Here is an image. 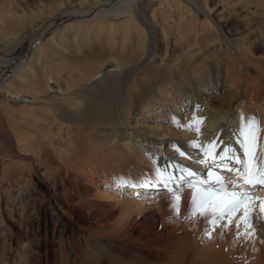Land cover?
Returning <instances> with one entry per match:
<instances>
[{"label": "rangeland", "instance_id": "rangeland-1", "mask_svg": "<svg viewBox=\"0 0 264 264\" xmlns=\"http://www.w3.org/2000/svg\"><path fill=\"white\" fill-rule=\"evenodd\" d=\"M57 1L0 0V12L6 15L8 12L18 16H24L29 12L34 13L32 18L25 16L26 19L23 17L22 21L20 18H12L8 26L4 24L8 19L0 18V28L2 29H0V34L1 31L3 34L9 31L7 35L10 36L5 43L0 40V65L6 64L24 46L31 43L56 18L58 15L56 10L70 7L74 3L72 0H63V2L65 1L64 5L62 4L55 10L54 4L51 2ZM176 1L179 2V5L174 9H172L174 0L166 1L171 3L167 11L169 10L172 20L167 22L168 27L163 33L158 31L161 30L162 11L165 7L163 10H156L153 13L155 19L151 20L150 7L147 2L140 1L130 5V10L138 23L134 22L133 25L139 26V28L141 26V28L139 35L136 32L130 34L129 38H140L139 44L143 45L144 54L140 60L137 59L132 64L124 66L125 68L121 67L120 71L107 64L103 73L100 72L96 78L87 82L85 78L79 77V75L82 76L81 70H74L76 75H73V67H68L62 71L60 80L57 79L54 82V88L48 91L49 93L41 94L39 99L31 98L30 94L24 92L22 97H18L0 90V165H8L9 168L14 169L20 164L34 160L33 152L30 151L32 155L24 152L17 141L20 129L27 131L25 128L26 118L32 117V114H28L25 109L38 114V103L52 104L54 110L60 111H56V113L60 117V121L65 123L63 125L69 132L66 133L67 136L65 132L60 134L59 144L63 151L57 150L55 153L54 149L49 146L45 150L50 151L52 156L54 155L56 161L65 167L68 175L79 178L82 187L93 190L88 192L87 197L104 200V189L111 182H120L124 178L149 180L155 175L156 170L143 169L140 168L141 164L139 163L129 164L123 158H115L113 150H111L113 145H110L113 140L105 143L104 139L94 134L95 132L92 133V127L89 125L90 119L79 117L77 113L71 111L72 109L67 106L68 100H63V98L80 95L85 101V98L94 97V95L107 98L113 93H120L118 96L120 97V117H116V104L109 106L113 110V121L120 118V126H123L121 122L124 125L125 122L133 124V115L137 112L139 104L146 99L142 91L148 90L149 86L153 84L157 85L156 81L162 76L166 66L169 67L171 59L178 56L181 51L184 53V49L185 51L189 50L187 54H191L189 63H198L200 57L203 58L209 53L222 55L229 50L235 58V63L242 66L241 70L245 76L256 79L259 83L258 86L264 82V62L262 61L264 59V0ZM52 5L53 7H50ZM12 29H14L13 32ZM84 32L85 29H83ZM69 33L68 38L72 35V32ZM163 34L164 43L160 41ZM252 40L253 42L261 41V45L250 42ZM58 42L59 39L52 42L53 50L50 48L51 54L48 55L55 62H60L62 55L65 54H70V57L75 55L82 57L89 52V47L93 44V42H89V46L84 45L82 51L73 54L74 46L69 41H64L59 45ZM236 42H238L236 46L242 57H239L238 53L234 51ZM137 55L138 51L134 53V56L137 57ZM211 63L207 66L210 72L215 68ZM145 73H147L146 76ZM240 75L243 74L240 73ZM142 77L147 82L139 80ZM172 77L177 78L178 75ZM64 78H69V85L65 83ZM79 79L82 82L78 81ZM163 81H167V78ZM241 81L242 79L237 85H234L237 89L241 86ZM66 85L70 88L67 89ZM260 89L262 88L260 87ZM82 91H89V93L84 94ZM224 91L226 92L225 88L218 94L219 96L225 95L226 98L231 92L224 93ZM239 94L240 92L237 91L233 96ZM260 94L264 101L263 91ZM127 95L130 96V99L125 101L124 97ZM214 95V93L210 95L212 100L215 98ZM227 103L226 108L230 101ZM212 104L218 106L219 109L225 107V104L219 102H212ZM27 106L29 107L26 108ZM33 106L34 110H32ZM235 114L234 112L232 117ZM257 116L258 114L254 113V117L257 118ZM256 120L258 121V119ZM218 130L219 126L213 131L218 132ZM221 141L224 144V138ZM45 152L47 153V151ZM49 160L47 159L45 162H50L51 160ZM193 169L197 172L202 171L196 163L193 165ZM11 172L19 174L17 171ZM10 178L9 181L15 186L13 183L15 178ZM58 179L60 182L55 191L51 179L40 176V172L34 175L32 180L30 179V191L27 193L32 192L36 196V200L34 206L32 202L28 203L23 210L25 218L22 222L16 216L18 210L13 206V202L6 200V194L9 195V191L15 193L14 186H7L4 181L3 187L0 188V241L3 239L4 248L8 239L17 242L28 238V234L29 238L33 239V235L38 233L37 242L32 243L28 238L35 251L29 255L27 262L34 259L35 264H82L93 263V261L102 264H120V253H134L139 256L136 249L142 248L143 251L146 249V252L152 250L153 252H162L156 256L161 260H163L162 257L165 258L162 255L164 252L169 261L175 258V260L178 259L176 262L180 264H264V220H259L260 217L252 201H250V219L240 224L238 232L237 221L244 214L243 205L231 215V223H229L228 216L213 221L211 215L202 216L199 209L193 211L190 202L194 190L182 194L183 191L170 193L159 188L146 192L140 191L139 195L132 193L130 195V191H121L128 189L126 186H122L120 191L115 187H110V193H113V196L108 197L107 201L113 203L114 212L110 216L99 217L97 213L104 212L97 211L92 213L88 222L81 217H76L77 222H83L84 225L86 223L84 228H87V223H89L95 231V234L83 231L85 236L81 235L79 242L76 243L77 236L69 235L56 217L55 201L63 200L61 191L68 183L66 178L64 180L62 173ZM7 187L9 190L5 189ZM79 192L84 193L81 187ZM8 209L12 212V218L8 216ZM33 214H37V222L34 221ZM226 224L227 227H225ZM27 225L31 229L29 232L26 231ZM10 227L13 232H10ZM126 234H131V239L126 238ZM111 235L114 236V239L110 237ZM61 251L67 254V260L65 257L61 259ZM14 256L16 255H12V257Z\"/></svg>", "mask_w": 264, "mask_h": 264}, {"label": "bare ground", "instance_id": "bare-ground-1", "mask_svg": "<svg viewBox=\"0 0 264 264\" xmlns=\"http://www.w3.org/2000/svg\"><path fill=\"white\" fill-rule=\"evenodd\" d=\"M72 1L74 2L73 5L70 7L66 6L67 8L64 9L59 8V6L62 4L64 5L65 1L58 0L54 3L51 2L54 4V9L59 8V11L55 9L58 14L56 18L47 27L45 26L46 28H44V30L31 43L24 46L8 62L5 61L6 64L0 65L1 91L18 97H22L24 92L30 94L31 98L36 97L39 99L41 94L49 93L48 91H51L54 88V82H56L57 79L60 80L59 77L62 74V71L68 67H73V75H76L74 73L77 69L81 70L82 76L79 75V77H82L83 79L85 78L88 82L89 80L96 78L108 65L117 69V71L118 69L120 71L121 67L123 68L126 65H130L137 61V59L140 60L144 54V51H142L143 45L139 44L140 38H129L130 34H135L136 32L138 34L141 28V26L139 28V26L136 27L133 25L134 22L136 24L138 23L134 18V14L130 10L132 4L140 1H142V3L147 2L149 5L148 7H150L151 20L155 19L153 13L156 10H163L165 7L162 11L163 22L160 27L161 30L158 32L163 33L168 27L167 22L172 20L169 10L167 11V8L171 3L166 2L167 0ZM178 5L179 2L174 0L172 9L177 8ZM50 7H53V5ZM253 12L255 14L254 10ZM25 16H27V18H32L34 13L29 12L24 14V16H18L11 12H8L7 15L0 12L1 19H8L4 23L7 24V26L12 18H20L22 21L23 17L26 19ZM83 29H85L84 33ZM11 31L13 32L14 29ZM69 32H72V38H68L70 35ZM7 34H9V31L4 32V34L3 31H1L0 40L4 41L3 43H5L7 38L10 37ZM56 36L57 38H55ZM55 39H59L58 45L64 41H69L71 45L74 46L73 54L82 51L84 45L89 46V42H93V44L89 47V52L82 57H79L78 55L70 57L71 55L68 53L69 55H62V60L60 62H55L50 56H48L50 53L49 49L52 48L53 50L52 42ZM160 41L162 43L165 42L164 34L161 35ZM250 42L259 45L261 41L253 42L252 40ZM237 44L238 42L235 43L234 51L238 53L239 57H242L237 49ZM67 47L68 46L66 45V48ZM54 49L57 50L56 48ZM137 51L138 55L136 57L134 56V53ZM183 51L184 53L181 51L178 53V56L171 59L172 61L169 63V67L166 66V69L163 70L164 75L162 74V76L156 81V83H158L157 85L153 84L149 86L148 90L142 91L146 96V99L139 104L137 112L133 115V124L125 122L124 125V123L121 122L123 126H120V118L113 121V110L112 107L109 106H114L115 103L116 117H120V97H118L120 96V93H113L107 98L94 95V97L85 98V101L82 100L83 97L80 95L77 97L70 96L69 98H63V100H68L67 106L72 109H70L71 111L77 113L79 117H87V120L90 119L89 125L92 127V133L95 132L94 134L101 139H104L105 143L109 142L111 139L113 140L110 145H113L111 150H113L112 152L115 158H123V160L128 161L129 164L139 163L141 164L140 168H147L148 170L161 168L169 161L183 164L191 169H193V165L196 163L197 166L202 169V171L196 172L201 178H205V175L207 176V170L203 165L196 162V160L201 157L198 155L197 150L189 146V142L192 140H198L203 144L219 135L220 140H223L224 138V144L231 145V147L236 150V153H238L240 148L238 149L239 144L237 143V140L239 138V130L242 122L241 118L242 116L245 119L248 117H254V113L258 114L257 118H255L258 119L259 123L257 141L258 143L264 142V101L260 94V92L263 91L264 95V82H261V85L258 86L259 83L256 79H250L245 76L244 72L241 70L242 66L235 63V58L229 50L222 55H215L212 53L206 54L203 58L200 57L198 63H189V55L191 54H187L189 50L185 51L184 49ZM70 53L72 54V52ZM24 54L26 56L19 58L16 63L12 65L10 70L7 72L2 71L13 58ZM193 54L195 55L194 52ZM262 61L264 62V59H262ZM209 63H211L213 67L215 66L211 72L207 69ZM215 69L216 71L214 72ZM240 73L243 75L241 76ZM146 74L147 73H145V76ZM175 75H178V77L173 78L172 76ZM165 78H167V81H163ZM68 79L64 78L66 81L65 83L69 85ZM240 79H242L240 83L241 86L237 89L234 85H237ZM139 80L147 82L144 77ZM78 81L81 80L79 79ZM68 85H66L67 89L70 88ZM260 87L262 89H260ZM224 88L226 89V92H231L228 94L229 96L226 95L228 96L226 98L224 97L225 95L219 96L218 94L224 90ZM237 91L240 92V94L233 96ZM82 92L84 94L89 93V91ZM226 92L224 91V93ZM213 93L215 94V98L212 100L210 95ZM129 97L128 95L125 96V101L129 100ZM227 101H230V103L226 108V105H228ZM212 102L225 104V107L219 109L218 106L213 105ZM28 107L29 106L26 108ZM23 108L25 107L23 106ZM34 108L35 107L33 106L32 110H34ZM37 108L39 109L38 114L33 111L30 112L29 109H25L28 114H32V117L26 118L25 128L27 131L20 129L17 138V141L24 152H33L34 160L28 161L26 164H18L19 166H16L14 169L9 168L10 166L8 165L1 166V164L0 188L3 187L4 181H6L7 186H14L9 181V178H15L13 183L15 184L14 190L16 194L11 191H9V195L5 194L6 200L8 202H13V206L18 210L16 216L22 222L25 218L23 210L28 203L32 202L34 206L36 200V196L32 192L27 193L30 191V179L32 180L33 176L40 172V176L42 175L51 179L55 191V188L60 182L58 176L62 173L64 180L66 178L68 183L65 185V188L61 187L63 189H61L63 200L58 201L56 199L57 201H55L54 205L57 210L56 217L59 219L58 222L62 224L69 235L74 237L77 236L75 239V242L77 243L79 242L81 235H84V232L88 231L91 234H95V231L89 223H87V228H84L86 223L84 225L83 222H77V219L75 220V218L81 217L88 222L90 216L93 215L92 213L100 210L104 213L101 214V212H98L97 215L99 217L106 215L110 216L114 212L113 203L107 201L109 200L108 197L113 196V193H110V187H115L120 191L122 186L117 187L118 183H120L117 181H113L106 185V188L104 189L105 194L103 195L105 197H103L104 200L99 198L96 199L95 197H87L88 192L93 190L82 187L79 183L80 179L68 175L67 170L64 169L65 167H62V165L56 161L53 157L54 155L52 156L50 151L48 152V150H45L46 147L49 146L54 149L55 153L57 150L63 151V148L59 144L61 139L60 134L65 132L66 135L69 130L64 127L63 124L65 123L60 121V117L56 113V111H60L58 109L54 110L55 108H53V105L48 103H38ZM83 108H85L84 112H82ZM234 112L236 114L232 117ZM194 114L197 117L204 118V122L200 125L201 131L199 134L184 126L188 124ZM174 117L175 122L173 121ZM217 126H219L218 132L213 131ZM174 145L179 146L183 151L192 156L193 159L189 160L179 156L176 151H174ZM219 150L220 149L218 148L217 151ZM45 151H47V153ZM47 159H50L53 163H50V160V162H45ZM11 171H17L19 174H13ZM131 180L136 183H142L144 181L141 179ZM80 187L84 192L83 194L79 192ZM126 187L128 189L121 191H130V195L131 193L139 194L140 191L146 192L149 188H157L149 187L133 189L132 187ZM194 187L196 186L190 187L189 185L184 184L179 191H183L182 194H187L185 192L193 191ZM5 189L9 190V187ZM253 196L254 198H250V201H252L254 208L257 210L258 216L260 217L259 220H264V211H261V207L264 205V200L259 197L258 193ZM7 213L8 216L12 218V212L10 209H8ZM33 216L35 219L34 221L37 222V214H33ZM9 229L11 232V227ZM30 230V226L27 225L26 231L29 232ZM130 236L131 234H126V238L131 239ZM110 237L114 239L113 235ZM28 238L26 237L25 240L21 239L17 242H12L8 239L5 248L4 243L2 244V239V241H0V264H8V262H10L9 264H35L34 259L33 261L28 262L26 260L29 258V255L35 251L32 243L38 241V233L33 235V239L29 238L32 243ZM27 239L29 243L27 242ZM120 241L122 240L120 239ZM141 249H136V253L139 256L134 253H120V264H180L179 262H176L178 259L175 260V258L174 260L169 261L167 254L164 252L162 255H164L165 258L161 256L163 259L161 260L160 257L158 258L156 256L162 252H153V250L151 252H146V249H144V251ZM60 253L61 259H64L65 257L67 260V254L64 253V251H61ZM12 255L16 256L12 257ZM82 264L102 263H96L93 261V263Z\"/></svg>", "mask_w": 264, "mask_h": 264}, {"label": "snow or ice", "instance_id": "snow-or-ice-1", "mask_svg": "<svg viewBox=\"0 0 264 264\" xmlns=\"http://www.w3.org/2000/svg\"><path fill=\"white\" fill-rule=\"evenodd\" d=\"M173 121L175 122V117ZM241 121L237 143L242 156L237 154L231 145L223 144L219 135L203 144L198 140L189 142V146L197 150L201 157L196 162L207 170L205 178H201L196 171L183 164L169 161L163 167L157 168L150 180L136 183L124 178L117 187L128 186L133 189L161 187L173 193L178 192L184 184L190 187L196 186L190 202L191 207L193 211L199 209L202 216L211 215L213 221L228 216L231 223V215L242 205L244 206V214L237 221L239 232L240 224L250 219V197L258 187L264 186V142L257 141L259 123L255 117L245 119L242 116ZM203 122V117H197L194 114L184 126L199 134L200 125ZM218 148L219 151H217ZM174 151L183 158L193 159L177 145H174ZM221 170L232 173L233 179L225 180L220 174ZM261 199L264 200V198ZM261 211H264V205ZM227 226L226 224L225 227Z\"/></svg>", "mask_w": 264, "mask_h": 264}, {"label": "water", "instance_id": "water-1", "mask_svg": "<svg viewBox=\"0 0 264 264\" xmlns=\"http://www.w3.org/2000/svg\"><path fill=\"white\" fill-rule=\"evenodd\" d=\"M26 55H22V56H19V57H15L13 58L9 64H7L4 68H3V72H7L8 70H10V68L12 67L13 64L16 63V61L19 59V58H22V57H25Z\"/></svg>", "mask_w": 264, "mask_h": 264}]
</instances>
